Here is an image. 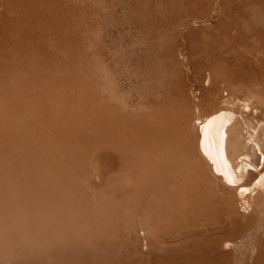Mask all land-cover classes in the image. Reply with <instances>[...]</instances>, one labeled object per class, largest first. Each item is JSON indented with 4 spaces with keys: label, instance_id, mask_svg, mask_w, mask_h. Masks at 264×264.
I'll list each match as a JSON object with an SVG mask.
<instances>
[{
    "label": "rangeland",
    "instance_id": "374dc122",
    "mask_svg": "<svg viewBox=\"0 0 264 264\" xmlns=\"http://www.w3.org/2000/svg\"><path fill=\"white\" fill-rule=\"evenodd\" d=\"M216 2L0 0V264H156L183 246L157 242L138 216L151 202L139 195L153 183L144 178L145 161L138 168L127 158L133 151L123 136L128 124L162 128L180 102L201 101L204 77L220 76L225 61L239 64L244 51L258 60L261 38L250 27L264 31V9L238 0V27L225 34ZM238 29L242 39L233 42ZM240 87L226 89L243 97ZM101 116L117 148L104 146ZM173 154L190 172L195 160L183 159L182 149ZM249 200L253 226L230 249L219 247L226 264H243L264 235V204ZM236 210L245 214L239 202Z\"/></svg>",
    "mask_w": 264,
    "mask_h": 264
},
{
    "label": "bare ground",
    "instance_id": "6f19581e",
    "mask_svg": "<svg viewBox=\"0 0 264 264\" xmlns=\"http://www.w3.org/2000/svg\"><path fill=\"white\" fill-rule=\"evenodd\" d=\"M251 3L264 9V0H252ZM5 5L7 6L6 3ZM242 7L243 3L239 4L238 0H217L215 10L224 14L229 26H219L221 32L226 34L230 31L229 28L238 27L235 21ZM250 30L261 38V43L254 47L262 49V53H258V60L249 58L244 51L239 54V64H235L232 59L225 61L222 68L224 72L220 76L208 74L207 79H203L208 87L201 85L198 88L200 91L195 89L197 93H201V101L182 99L176 106L178 114L166 116L162 128L159 125L146 129L141 124H128L126 134L124 131L122 133L126 139L123 141L125 144L130 143V151H133L131 157L127 155V158L138 162L139 166H135L138 168L145 161L142 168L147 176L144 175V178L146 177L148 184L153 183L151 196L148 194L145 197L144 191L139 195L149 198L151 202L143 210L142 207L138 208V216L157 242H180L183 245L176 247L173 244L175 247L166 251L159 263L154 259L156 264H174V261L176 264H194V260L195 264H226L229 261L228 254L219 255V247L230 249L233 241L253 226L255 215L249 213L253 209L249 199L257 201L260 206L264 204V31L253 27ZM242 32V29H238L231 36L233 42L241 41ZM245 46L248 49L254 45L247 42ZM229 83L240 84V90L246 91H243V97L229 93L226 89ZM193 107L198 108V112L200 108L201 112L192 111ZM104 115L108 118V114ZM103 116L100 117L101 123H98L100 138L105 147H109L108 144L113 141L114 144L111 145L117 148L118 140L114 136L111 138L108 130L106 132L102 123ZM160 116H157V120L161 122ZM136 149L138 152H135ZM179 149L183 151V159L195 160L188 163V173L182 171L183 164L187 161L178 164L173 159V152H178ZM123 150L124 148L121 151ZM128 153H121L124 167H127L124 160ZM135 153H139V156ZM100 154L108 156L103 152ZM205 165L212 169L211 179L218 187H215L218 192L207 185L210 178ZM129 166L134 168V163ZM155 170L156 173L153 174ZM145 185L142 187L147 188ZM156 189L160 190V194L153 192ZM238 202L245 213L241 217L236 210ZM258 241L256 253L249 252L243 264H264V235Z\"/></svg>",
    "mask_w": 264,
    "mask_h": 264
}]
</instances>
